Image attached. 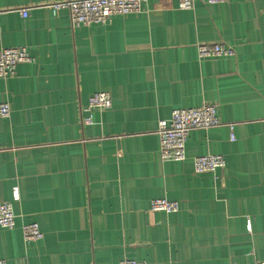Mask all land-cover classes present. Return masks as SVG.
Instances as JSON below:
<instances>
[{
    "label": "crops",
    "instance_id": "crops-1",
    "mask_svg": "<svg viewBox=\"0 0 264 264\" xmlns=\"http://www.w3.org/2000/svg\"><path fill=\"white\" fill-rule=\"evenodd\" d=\"M53 1L0 0V49L23 46L33 58L0 78L10 107L0 117V200L15 214L11 229L0 227V259L264 261V0L191 9L148 0L140 13L76 26L67 10L52 13ZM203 43L233 54L201 59ZM99 91L111 107L84 111ZM205 103L221 124L191 130L183 161L161 160L158 121ZM204 154L222 155L224 167L195 172ZM159 197L179 209L151 211ZM30 222L41 239H23Z\"/></svg>",
    "mask_w": 264,
    "mask_h": 264
},
{
    "label": "built area",
    "instance_id": "built-area-1",
    "mask_svg": "<svg viewBox=\"0 0 264 264\" xmlns=\"http://www.w3.org/2000/svg\"><path fill=\"white\" fill-rule=\"evenodd\" d=\"M198 1L208 4L219 3L225 0H176L178 9H191ZM148 0H60L49 3L53 14L61 10H67L70 22L73 26L104 24L116 15H129L144 11ZM21 16L28 15L27 7L20 9ZM199 58H216L230 56L232 49L222 43H203L197 45ZM33 60L26 47H6L0 49V78L15 75L17 65L29 63ZM112 104L111 95L106 91L95 92L88 98L87 106L83 109L88 112L91 109H107ZM10 107L7 102H0V117L9 115ZM84 124L92 122L89 116L82 119ZM221 124L216 106L202 104L198 107L176 108L170 113V117L158 121L157 134L159 138V157L163 161H183L186 157L185 144L189 132L193 129H208ZM230 132V140H234V124L227 123ZM224 157L220 154H204L194 158L193 168L197 173L214 172L223 168ZM149 209L154 212L173 213L179 209V203L165 197L154 198L149 203ZM15 225V214L12 206L7 201L0 200V227L11 229ZM250 225L248 226V228ZM22 237L25 241H36L43 237V233L37 222L23 224ZM0 264H7L0 259ZM117 264H147L145 261H137L131 258H123ZM245 264H264V261L256 260Z\"/></svg>",
    "mask_w": 264,
    "mask_h": 264
}]
</instances>
